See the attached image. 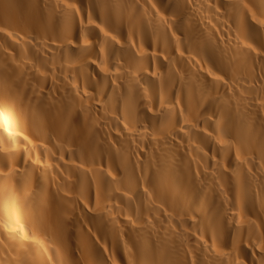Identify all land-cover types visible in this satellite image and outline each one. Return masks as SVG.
<instances>
[{"label":"bare ground","instance_id":"6f19581e","mask_svg":"<svg viewBox=\"0 0 264 264\" xmlns=\"http://www.w3.org/2000/svg\"><path fill=\"white\" fill-rule=\"evenodd\" d=\"M0 264H264V0H0Z\"/></svg>","mask_w":264,"mask_h":264}]
</instances>
